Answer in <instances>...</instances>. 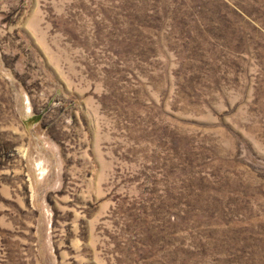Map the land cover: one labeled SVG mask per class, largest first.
I'll use <instances>...</instances> for the list:
<instances>
[{"label": "rangeland", "instance_id": "rangeland-1", "mask_svg": "<svg viewBox=\"0 0 264 264\" xmlns=\"http://www.w3.org/2000/svg\"><path fill=\"white\" fill-rule=\"evenodd\" d=\"M0 264H264V0H0Z\"/></svg>", "mask_w": 264, "mask_h": 264}, {"label": "trees", "instance_id": "trees-1", "mask_svg": "<svg viewBox=\"0 0 264 264\" xmlns=\"http://www.w3.org/2000/svg\"><path fill=\"white\" fill-rule=\"evenodd\" d=\"M184 4V3H183ZM183 4H181V6L183 5ZM187 4H189V3H187ZM181 8H183V7H181ZM185 9H187V7L185 8ZM150 12V11H149ZM209 214V216L212 218V217H214V219L213 220H216L215 218V214L216 213H208Z\"/></svg>", "mask_w": 264, "mask_h": 264}]
</instances>
